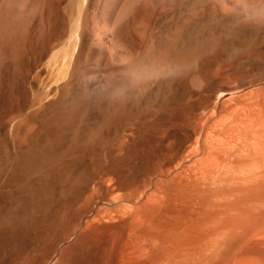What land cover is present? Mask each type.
Here are the masks:
<instances>
[{
	"label": "bare ground",
	"instance_id": "1",
	"mask_svg": "<svg viewBox=\"0 0 264 264\" xmlns=\"http://www.w3.org/2000/svg\"><path fill=\"white\" fill-rule=\"evenodd\" d=\"M0 264H264V0H0Z\"/></svg>",
	"mask_w": 264,
	"mask_h": 264
}]
</instances>
